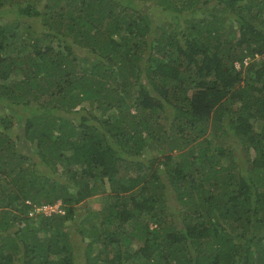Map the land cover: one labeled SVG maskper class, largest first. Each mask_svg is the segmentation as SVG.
<instances>
[{
	"label": "trees",
	"instance_id": "16d2710c",
	"mask_svg": "<svg viewBox=\"0 0 264 264\" xmlns=\"http://www.w3.org/2000/svg\"><path fill=\"white\" fill-rule=\"evenodd\" d=\"M157 1L0 0V264H264V0Z\"/></svg>",
	"mask_w": 264,
	"mask_h": 264
},
{
	"label": "rangeland",
	"instance_id": "374dc122",
	"mask_svg": "<svg viewBox=\"0 0 264 264\" xmlns=\"http://www.w3.org/2000/svg\"><path fill=\"white\" fill-rule=\"evenodd\" d=\"M166 0H158L157 2H155L156 4V9H153V12L158 14L159 13V9L162 7L166 6ZM2 22V21H1ZM56 203H59L58 201ZM101 207V202L99 200H97L96 198H92L86 202H84L83 204L79 205L77 208V214L78 215H85L88 211L89 208H100ZM87 217V216H86ZM91 222L85 223V226L88 227L90 226ZM66 228L69 231H72L73 235L70 236V239H72L74 241V256H75V260L77 262L83 263L84 262V256L83 254L85 253V244L88 240H86L85 242L81 241L80 236L78 235V232L76 231L77 226H78V218L74 219V220H70L65 222ZM53 233L57 234L58 233V229L54 228L53 229Z\"/></svg>",
	"mask_w": 264,
	"mask_h": 264
},
{
	"label": "built area",
	"instance_id": "2783aa9c",
	"mask_svg": "<svg viewBox=\"0 0 264 264\" xmlns=\"http://www.w3.org/2000/svg\"><path fill=\"white\" fill-rule=\"evenodd\" d=\"M249 59V58H247ZM244 63H247V60H244ZM235 66L238 68V64L236 63ZM28 204H31V202H28ZM32 209L29 215L40 213L43 215H50L51 213H62L63 210L60 208V203H53V204H31Z\"/></svg>",
	"mask_w": 264,
	"mask_h": 264
}]
</instances>
